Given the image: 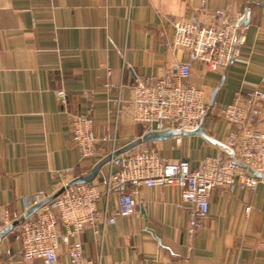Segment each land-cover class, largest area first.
<instances>
[{"label": "crops", "instance_id": "crops-1", "mask_svg": "<svg viewBox=\"0 0 264 264\" xmlns=\"http://www.w3.org/2000/svg\"><path fill=\"white\" fill-rule=\"evenodd\" d=\"M215 10L245 16V41L224 68L193 61L185 83L203 90L208 107L215 92L203 127L225 144L234 125L219 108L246 89L264 90V0H0V203L12 222L40 191L49 196L70 180L65 170L86 174L148 131L128 108L134 85L176 73L187 58L185 48L172 45L174 20L209 23ZM87 110L94 132L106 140L84 160L71 128L73 117ZM150 143L162 159L184 157L191 168L206 156L230 159L200 135ZM109 169L103 165L100 181ZM118 193L111 192L106 216ZM133 196V214L101 220L98 233L85 229L81 264H264V182L253 190L214 187L208 214L192 235L190 204L181 202L177 186L141 185ZM98 207L104 210V199ZM0 255L4 264H22L18 223L0 235ZM58 257L70 264L64 245Z\"/></svg>", "mask_w": 264, "mask_h": 264}, {"label": "built area", "instance_id": "built-area-1", "mask_svg": "<svg viewBox=\"0 0 264 264\" xmlns=\"http://www.w3.org/2000/svg\"><path fill=\"white\" fill-rule=\"evenodd\" d=\"M244 17L240 12L233 16L224 10H215L214 21L209 23L174 20L172 45L185 48L187 58L177 64V71L172 75L143 77L136 82L128 104L132 119L144 124L147 130L197 129L208 106L203 90L185 83L191 63L199 61L209 70L226 67L245 41ZM58 95L64 102L63 91ZM218 113L234 125L225 144L233 149L235 161L217 155L206 156L191 168L184 157L174 161L162 159L148 142L123 152L118 162L114 159L107 162L110 169L102 181L98 173L90 182L67 186L77 176L75 171L67 169L65 171L73 177L62 183V190L32 215L17 221L22 264H32L34 260L40 264H60L61 245L66 247L70 264H81V236L85 229L89 227L98 233L101 220L113 223L118 216L133 214L136 211L133 194L141 185L177 186L181 202L190 204L188 231L192 235L208 214V197L214 187L240 184L253 190L258 182H264V129L259 126L264 122V90L253 87L239 92L231 103L222 105ZM71 137L84 160L95 157L99 143L106 140L94 132L90 110L73 117ZM239 163L261 176L250 174ZM112 164L118 167L113 170ZM116 189H119L117 207L106 216L109 196ZM47 196L40 191L27 207ZM101 199L105 200L103 211L98 207ZM12 221L6 204L0 203V231ZM0 264H4L1 255Z\"/></svg>", "mask_w": 264, "mask_h": 264}, {"label": "water", "instance_id": "water-1", "mask_svg": "<svg viewBox=\"0 0 264 264\" xmlns=\"http://www.w3.org/2000/svg\"><path fill=\"white\" fill-rule=\"evenodd\" d=\"M243 24H247V19L244 20ZM214 95L215 92H213L212 94V98H211V102L209 104L208 110L205 114V116L203 117L202 122L200 123L199 127L195 130H179V129H175V128H167V129H162V130H148L145 133L142 134V136H140L139 138H136L130 142H128L127 144H125L124 146H121L120 148H117L116 150H114L112 153L105 155L103 158H101L99 161H97L90 169V171L86 174H82V175H78L76 177H74L72 180H70L67 183L68 185L74 184V183H86V182H90L92 181L97 174L99 173V171L101 170V168L103 167V165H105L107 162H109L111 159H114L115 162L119 161V156L125 152L126 150L140 144V143H148V142H153V141H157V140H165L168 138H171L172 136H179V135H200L203 138H205L206 140H208L209 142H211L212 144L216 145L222 152L226 153L230 159H232L233 161H235V154L232 148H230L229 146H227L226 144L212 138L211 136H209L206 133L205 128L203 127V122L204 119L207 115V113L209 112L210 107L213 104V100H214ZM240 166L245 167L247 169V171L256 176V177H260V173L251 169L250 167L245 166L244 164L239 163ZM62 190V188H60L58 191L50 194L49 196H47L46 198H44L43 200H41L40 202L33 204L32 206H30L27 211L24 214V217H29L30 215H32L38 208H40L41 206H43L44 204H46L50 199H52L54 196H56L60 191ZM15 224H17V222H12L11 224H9L7 227L3 228L0 231V235H3L5 233H7Z\"/></svg>", "mask_w": 264, "mask_h": 264}]
</instances>
